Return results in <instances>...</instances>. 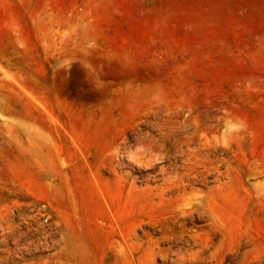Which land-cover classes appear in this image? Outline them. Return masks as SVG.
Listing matches in <instances>:
<instances>
[{"label": "rangeland", "instance_id": "obj_1", "mask_svg": "<svg viewBox=\"0 0 264 264\" xmlns=\"http://www.w3.org/2000/svg\"><path fill=\"white\" fill-rule=\"evenodd\" d=\"M0 264H264V0H0Z\"/></svg>", "mask_w": 264, "mask_h": 264}, {"label": "built area", "instance_id": "obj_2", "mask_svg": "<svg viewBox=\"0 0 264 264\" xmlns=\"http://www.w3.org/2000/svg\"><path fill=\"white\" fill-rule=\"evenodd\" d=\"M44 221H45V222L47 221V218H46V217L44 218Z\"/></svg>", "mask_w": 264, "mask_h": 264}]
</instances>
